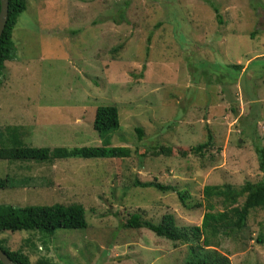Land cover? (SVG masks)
I'll use <instances>...</instances> for the list:
<instances>
[{
  "label": "rangeland",
  "instance_id": "1",
  "mask_svg": "<svg viewBox=\"0 0 264 264\" xmlns=\"http://www.w3.org/2000/svg\"><path fill=\"white\" fill-rule=\"evenodd\" d=\"M11 40L0 148L106 141L129 149L121 158H0V204L84 209V228L0 231L3 245L31 262L185 264L203 185L260 179L252 143L264 148V0H27ZM98 105L116 107L115 130L91 128ZM207 133L205 147L190 151ZM152 179L182 192L186 205L173 190L135 183ZM220 209L216 202L212 211ZM134 212L153 223L170 213L187 237L121 227ZM263 220L264 210L251 209L240 229L218 233L214 249L230 264H264Z\"/></svg>",
  "mask_w": 264,
  "mask_h": 264
},
{
  "label": "trees",
  "instance_id": "2",
  "mask_svg": "<svg viewBox=\"0 0 264 264\" xmlns=\"http://www.w3.org/2000/svg\"><path fill=\"white\" fill-rule=\"evenodd\" d=\"M27 0H7L6 19L0 33V76L5 60L13 57V44L11 40L12 30L16 23L17 15L25 9ZM215 15L217 12L213 9ZM219 19V18H218ZM218 21V20H217ZM230 67L237 70L239 63L231 64ZM118 126V114L114 105H98L93 110L91 128L98 134L106 131H113ZM137 136L140 137L141 129L134 128ZM207 141L189 147L192 152H199L210 139L207 133ZM103 141L101 145L33 147L26 145H11L0 148V158L10 160H50L69 157H127L129 149L126 146L108 145ZM253 151L256 155L257 168L261 173L260 179L256 181L245 180L241 184L234 186L228 183L205 184L202 187L204 198V211L199 225L189 226L191 236L197 241L195 249L191 251L190 259L185 264H230L226 255L220 254L214 247L218 245L214 238L220 231L229 228L240 229L246 220V216L251 209L264 210V148L258 142H253ZM168 151L167 147H160L159 153ZM141 187L151 186L161 191L173 190L180 204L185 206V195L175 190L172 185H164L156 179L147 181H135ZM6 179L0 178V188L6 187ZM239 198L242 203L238 204ZM212 199L214 200L212 202ZM221 205L218 211H212L215 203ZM200 206V204H198ZM264 226V220L262 222ZM86 220L84 209L80 204L53 203L49 205H24L12 206L0 204V231L33 230L41 235L45 233L51 235L56 229H77L84 228ZM123 228H146L156 236L168 240L186 239V226H178L170 213H163L157 223L142 219L136 212L130 213L120 223ZM224 232V231H223ZM226 233V231L224 232ZM262 237L257 240L260 241ZM0 238V249L6 256L15 262L22 264H53L46 257H41L31 262L27 255L18 249H9L3 245ZM0 264H2L0 262Z\"/></svg>",
  "mask_w": 264,
  "mask_h": 264
},
{
  "label": "water",
  "instance_id": "3",
  "mask_svg": "<svg viewBox=\"0 0 264 264\" xmlns=\"http://www.w3.org/2000/svg\"><path fill=\"white\" fill-rule=\"evenodd\" d=\"M7 12V0H0V33L5 23ZM0 262L2 264H22L9 259L6 254L0 249Z\"/></svg>",
  "mask_w": 264,
  "mask_h": 264
}]
</instances>
